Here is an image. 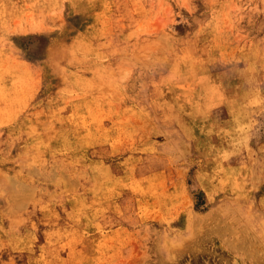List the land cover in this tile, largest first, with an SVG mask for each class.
<instances>
[{
	"label": "rangeland",
	"instance_id": "obj_1",
	"mask_svg": "<svg viewBox=\"0 0 264 264\" xmlns=\"http://www.w3.org/2000/svg\"><path fill=\"white\" fill-rule=\"evenodd\" d=\"M263 260L264 0H0V264Z\"/></svg>",
	"mask_w": 264,
	"mask_h": 264
},
{
	"label": "bare ground",
	"instance_id": "obj_2",
	"mask_svg": "<svg viewBox=\"0 0 264 264\" xmlns=\"http://www.w3.org/2000/svg\"><path fill=\"white\" fill-rule=\"evenodd\" d=\"M222 228H223V227H222ZM204 234H205V233H204ZM208 237H209V236H208ZM210 238H211V237H210ZM203 241H204V240H203ZM205 241H208V240L205 239ZM229 243H231V242H229ZM257 243H258V242H257ZM236 244H237V243H236ZM244 244H245V243H244ZM261 246H262V244H261ZM244 247H246V244H245ZM175 248H176V247H175ZM186 249H187V248H186ZM247 250H248V249H247ZM247 250H246V251H247ZM243 251H244V250H243ZM261 252H262V250H261ZM186 253H187V252H186ZM186 253H185V254H186ZM190 253H191V252H190ZM195 253H196V252H195ZM253 253H254V252H253ZM253 253H252V254H253ZM196 254H197V253H196ZM249 254L251 255V253H249ZM177 256H178V255H177ZM182 257H183V256H182ZM175 259H176V258H175ZM263 261H264V260H263ZM197 263H198V262H197ZM169 264H170V263H169ZM193 264H194V263H193ZM195 264H196V263H195Z\"/></svg>",
	"mask_w": 264,
	"mask_h": 264
}]
</instances>
